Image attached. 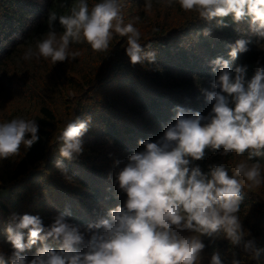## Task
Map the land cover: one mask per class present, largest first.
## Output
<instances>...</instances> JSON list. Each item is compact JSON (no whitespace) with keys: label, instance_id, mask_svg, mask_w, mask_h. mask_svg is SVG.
I'll list each match as a JSON object with an SVG mask.
<instances>
[{"label":"clouds","instance_id":"9594fccd","mask_svg":"<svg viewBox=\"0 0 264 264\" xmlns=\"http://www.w3.org/2000/svg\"><path fill=\"white\" fill-rule=\"evenodd\" d=\"M184 12H195L205 21L215 19L218 27H227L225 18L236 24L247 21L248 30L264 41V0H167ZM145 9H152L151 0ZM59 20L63 33L56 31ZM138 19V18H137ZM237 31L239 29H236ZM127 38L125 53L130 63L155 62L153 51L142 47L140 29L124 23L120 0H101L89 11L87 0H79L70 14L48 16L46 37L35 50L27 48L23 59H50L53 64L75 59L70 52L73 42L83 39L97 52H105L113 35ZM210 35L211 29H203ZM250 40L237 39L228 52L229 59L217 57L210 63L217 72L212 89H202L212 104L208 115L191 109L176 108L174 122L166 126L156 141L139 140L143 150L133 152L126 160L113 159L110 174L119 191L126 194L123 205H117L81 226L58 213L47 226L39 215H10L7 241L12 251L0 250V264H200L206 245L202 237L215 239L221 234L233 247H242L252 259L261 251L242 224L238 213L247 187L264 184V172L256 157L264 155V65L257 62L254 74L246 78L247 65L230 62L249 50ZM150 48L151 45H148ZM89 121L74 118L66 122L56 137L59 154L69 160L84 152L82 137ZM34 119L14 118L0 123V159L19 155L21 146L30 149L39 140ZM206 149L227 156L235 153L246 159L238 162L229 175L223 164L208 166L202 172L193 161L202 160ZM55 167L67 175L60 160ZM52 241L58 248L50 247ZM40 243L29 259L24 253ZM208 264H223L213 252ZM231 264H240L233 259Z\"/></svg>","mask_w":264,"mask_h":264},{"label":"trees","instance_id":"16d2710c","mask_svg":"<svg viewBox=\"0 0 264 264\" xmlns=\"http://www.w3.org/2000/svg\"><path fill=\"white\" fill-rule=\"evenodd\" d=\"M78 2L0 0V70L5 64L17 65L19 61L23 69L19 71L26 77L24 71L28 66L23 64L20 55L29 47L35 50L36 43L46 37L51 13L57 18L68 15ZM99 2L101 0H87L89 11ZM147 2L120 0L121 14L125 24L133 23L140 29V43L145 51L155 52V62L131 64L125 53L127 38L114 33L105 52L93 50L83 39L71 44H85L96 55L95 70L82 69L73 60L53 64L50 59L43 62L42 67L49 81L40 80L46 79L44 75L39 76L44 73L39 72L41 68L33 70L28 81H39L43 87L42 93H34L40 101V112L28 119H34L38 124L39 140L27 150L21 146L19 155L1 159L0 244L8 255L12 248L5 229L13 213L39 215L45 226L58 213H65L70 222L83 228L108 209L123 205L126 194L113 183L114 175L110 179V174L116 171L113 154L123 161L131 153L143 150L137 143L139 140L156 141L166 126L174 122V110L178 107L208 115L212 104L206 101L201 90L219 91L211 88L218 73L212 71L210 62L217 57L229 59L230 46L237 39L245 38L250 43L247 52L239 53L230 62L233 69L237 65H247L246 78L250 79L257 62L264 65V41L249 32L247 21L236 24L227 17L225 23L228 26L218 27L215 19L205 21L195 12H184L178 4L168 5L167 0H151L150 11L145 9ZM54 24L58 35L62 34L64 29L59 20ZM205 28L211 29L210 35L203 34ZM103 84L121 89L124 97L119 94L123 92L117 90H114L115 94L111 90L101 93L99 88ZM55 102L63 105L68 121L90 118L89 131L82 138L85 150L72 161L59 154L58 142L51 144L61 122L60 112L53 106ZM104 143L110 149L107 153L100 151ZM246 157L247 153L244 156L234 152L220 156L206 149L204 158L192 163L199 165L204 173L208 172L210 164L220 163L232 175L235 165ZM255 159L259 160L264 172V155ZM57 160L67 166V175L55 167ZM72 184H77L80 189L72 190L68 187ZM31 187L37 189L34 200L30 196ZM253 188H244L238 214L242 224L252 232V236L246 238H254L258 247L264 250V184ZM250 205L251 213L247 214L245 211ZM202 240L209 254L222 244L218 237H202ZM47 243L58 248L50 240ZM40 246L38 242L24 255L31 259ZM234 258H239L240 264H262L264 251L258 259H252L238 247L226 263H231Z\"/></svg>","mask_w":264,"mask_h":264},{"label":"rangeland","instance_id":"374dc122","mask_svg":"<svg viewBox=\"0 0 264 264\" xmlns=\"http://www.w3.org/2000/svg\"><path fill=\"white\" fill-rule=\"evenodd\" d=\"M69 51L70 52H78L79 55L75 59H72L70 57L66 61L73 60L82 69L95 70L96 64L98 63L96 55L92 51L87 49L85 44L70 45ZM23 55L24 54L20 55V58H21V60H24L22 62H23V64L28 66L27 71H29V72L24 71L25 73H27L26 77H24L23 74H21L19 71V70H23L19 61H18L17 65H13V64H9V63L5 64L4 65L5 68H2L0 70V123L10 121L11 118H13V117L16 118V116H17V118H18V116H20V118L28 119V118L34 116V114H37L38 112H40V109H39L40 101L35 98L36 95L34 93L35 92L42 93L41 88L43 86L41 85V83L39 81L34 80L33 82H30L28 80L32 77L31 74H32L34 69H36V70L38 68L42 69L43 62H48L49 60L41 58V59L37 60V62H36L35 57L28 59V60H25V59H23ZM32 61H33V63H31ZM39 72H41V73L44 72L43 74H40L39 76L44 75L46 77V79H40V80L49 81L46 74H45V70L42 69V71H39ZM17 77H19V79ZM106 77L107 76H105V78ZM99 90L101 93H105V91L109 90V92L112 91V92H114V94H115L114 90H117L116 92H118V93L123 92V94L122 93H119V94H121V96L124 97V91H121V89H117V88L115 89V88L109 87L106 84H103L99 88ZM128 99H130V98H128ZM56 103H57V105H56ZM53 106L57 111L60 112L59 117L61 118V122L59 123L58 129L54 133L55 137L51 141L52 145H53V143L55 144L57 142V140H56L57 134L62 131L66 122L68 121V117L66 116V112L63 113V110H64L63 105L60 102H55ZM85 136H86V133L82 138H84ZM89 141L90 140H88V142ZM100 151L107 153L110 151V149L107 147L106 143H104V147ZM113 159H116L115 154H113L112 160ZM0 168H1V159H0ZM116 171H117V169H116ZM72 185L73 186H68V187L71 188L72 190H76V191L80 189V186H78L77 184H72ZM244 188L245 189L248 188L247 185H245ZM250 189L254 190L253 187ZM41 190L44 191L43 188H41ZM36 192H37V189L35 187L30 188V196L33 198V200L35 199L34 196H35ZM250 208H251V205L249 206V209L245 211V213L250 214L251 213ZM251 219L253 220L254 217ZM244 225H243L244 229L250 233V235L248 236V238H249L252 236V232L246 224H244ZM218 239L220 240V242L222 244L217 245V249L215 250V252H218L220 254L221 259L223 261V264H231V263H226V259L231 257L232 255H234L235 252L238 250V247H233L225 238H223L222 234L220 237H218ZM245 239H247V238L245 237ZM0 250L4 251L7 254L6 249L1 244H0ZM210 256H211V254H209V252L206 250V247H205L203 253L201 254L200 264H208ZM237 260H240V259L237 258ZM261 260L263 261L262 264H264V258H262Z\"/></svg>","mask_w":264,"mask_h":264}]
</instances>
